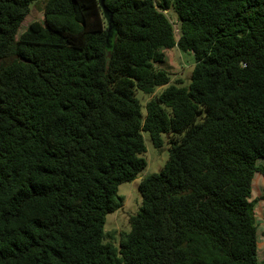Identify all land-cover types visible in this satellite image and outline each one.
<instances>
[{
    "label": "trees",
    "instance_id": "trees-1",
    "mask_svg": "<svg viewBox=\"0 0 264 264\" xmlns=\"http://www.w3.org/2000/svg\"><path fill=\"white\" fill-rule=\"evenodd\" d=\"M38 1L0 0V264H259L264 0H105L111 23L99 0H45L19 34ZM174 48L188 87L158 69ZM144 134L169 160L116 247Z\"/></svg>",
    "mask_w": 264,
    "mask_h": 264
},
{
    "label": "rangeland",
    "instance_id": "rangeland-1",
    "mask_svg": "<svg viewBox=\"0 0 264 264\" xmlns=\"http://www.w3.org/2000/svg\"><path fill=\"white\" fill-rule=\"evenodd\" d=\"M157 4L161 0H155ZM44 3L45 0H39L31 7V12L22 24L19 34L25 32L28 27L34 22H42L44 19ZM169 20L174 24L176 34L179 35L180 23L178 16L171 7L165 12ZM166 61L163 65H159L158 69H163L170 74L171 84H176L180 87H188L191 83V77L195 67V59L192 54L184 53L178 48L168 50L165 52ZM164 88L157 90L156 94H160ZM138 98L145 105L152 99V96H144L139 93ZM143 113L145 110L143 109ZM147 152L144 158L147 162L146 169L139 174V177L132 183L122 184L118 189V196L123 198V206L117 212L109 214L106 217L105 232L112 238L110 240L116 247H119L123 234L131 231V219L134 217L142 207V197L139 191V185L141 180L147 176L153 174H159L165 167L169 160V144L166 136H163L164 146L161 149L155 148L151 142L150 135L144 134ZM258 165L264 167V160H261ZM255 177H257L255 179ZM253 180L254 196L253 200H258L255 212L259 207L264 208V176L256 174ZM262 179V184L259 186V181ZM263 190H259L260 188ZM262 214V213H261ZM261 220L263 221L262 217ZM262 221L259 222L261 227ZM260 240V241H259ZM258 251H259V264H263V252H264V236L261 233L258 234Z\"/></svg>",
    "mask_w": 264,
    "mask_h": 264
},
{
    "label": "crops",
    "instance_id": "crops-1",
    "mask_svg": "<svg viewBox=\"0 0 264 264\" xmlns=\"http://www.w3.org/2000/svg\"><path fill=\"white\" fill-rule=\"evenodd\" d=\"M256 178L257 177H255V179ZM260 185H263L262 184V179L259 181V186ZM259 190H263V188L261 187ZM253 196H254V190H253ZM256 217H257V223L258 224H259L260 221H262L261 217L263 219V221H262L263 224H261V227L258 225V234L261 233V235L264 236V208L259 207L258 210H256ZM259 241H258V245H259ZM263 247H264V243H263ZM258 253H259V251H258ZM258 259H259V254H258ZM262 259H263V264H264V252H263V258Z\"/></svg>",
    "mask_w": 264,
    "mask_h": 264
},
{
    "label": "water",
    "instance_id": "water-1",
    "mask_svg": "<svg viewBox=\"0 0 264 264\" xmlns=\"http://www.w3.org/2000/svg\"><path fill=\"white\" fill-rule=\"evenodd\" d=\"M100 5L105 13V15L109 18L110 23L112 22L113 15L110 13L109 9L105 5V0H99Z\"/></svg>",
    "mask_w": 264,
    "mask_h": 264
}]
</instances>
